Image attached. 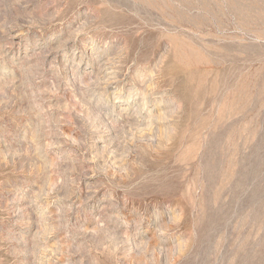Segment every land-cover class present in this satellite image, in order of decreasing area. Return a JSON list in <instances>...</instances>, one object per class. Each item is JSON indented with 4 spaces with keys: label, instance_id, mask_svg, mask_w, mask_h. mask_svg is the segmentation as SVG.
Instances as JSON below:
<instances>
[{
    "label": "rangeland",
    "instance_id": "1",
    "mask_svg": "<svg viewBox=\"0 0 264 264\" xmlns=\"http://www.w3.org/2000/svg\"><path fill=\"white\" fill-rule=\"evenodd\" d=\"M0 264H264V0H0Z\"/></svg>",
    "mask_w": 264,
    "mask_h": 264
}]
</instances>
